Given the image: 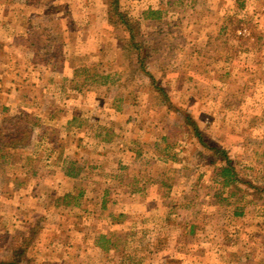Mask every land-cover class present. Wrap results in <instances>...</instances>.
<instances>
[{
	"label": "rangeland",
	"instance_id": "rangeland-1",
	"mask_svg": "<svg viewBox=\"0 0 264 264\" xmlns=\"http://www.w3.org/2000/svg\"><path fill=\"white\" fill-rule=\"evenodd\" d=\"M118 1L168 100L103 0H0V134L31 131L0 149V263L264 264V0ZM83 69L122 85L79 91Z\"/></svg>",
	"mask_w": 264,
	"mask_h": 264
},
{
	"label": "trees",
	"instance_id": "trees-1",
	"mask_svg": "<svg viewBox=\"0 0 264 264\" xmlns=\"http://www.w3.org/2000/svg\"><path fill=\"white\" fill-rule=\"evenodd\" d=\"M104 4L108 8V17L109 21L114 25H123L129 32L130 35V43L125 46L124 52L129 56H136L137 59V71L139 74L149 78L152 82V88L160 95V97L167 99V94L163 87H161L157 80L153 77V75L146 68L147 64V50L144 46V43L140 40V30L139 24L131 23L127 16L123 13L119 1L118 0H103ZM163 12H156L150 10L145 19H160ZM136 71V70H135ZM75 78H79L80 86L78 87L79 91H82L83 88L88 85H99V86H116L122 85V78L117 74L111 73H100L92 71L91 69H83L76 70ZM5 108H3V112H5ZM74 121H78L76 118ZM185 127H187L191 134H193L201 145H203L207 150H210L212 156L219 157L221 159V168H220V177L222 180V185L225 190H229L228 199H235L238 193H244L243 190L240 189V185H244L245 182L242 180L241 171L239 170V166L229 157L227 151L222 150L216 146H213L204 141L201 137V131L197 124L193 121L192 118H185ZM15 130L12 134H0V149H8L18 150L19 148L28 147L31 141V131L29 129L14 127ZM169 147V146H167ZM71 178L77 177L73 173L70 174ZM258 193L264 195V190L259 188H254ZM236 216L241 217L242 212H238ZM117 235H111V237L102 236L99 240V247L105 250L110 251L111 249H119L116 246V243L113 244L112 237L115 238ZM0 264H16L15 262H6Z\"/></svg>",
	"mask_w": 264,
	"mask_h": 264
}]
</instances>
